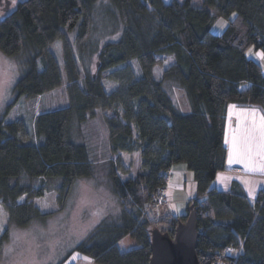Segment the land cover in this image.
Here are the masks:
<instances>
[{
  "label": "trees",
  "instance_id": "1",
  "mask_svg": "<svg viewBox=\"0 0 264 264\" xmlns=\"http://www.w3.org/2000/svg\"><path fill=\"white\" fill-rule=\"evenodd\" d=\"M111 1L122 26L98 53L104 77L81 75L65 35V28L75 29L78 46L87 38L96 0H21L0 19V51L27 54L14 102L0 115V202L10 224L20 228L45 219L35 198L50 190L65 198L76 180L93 177L91 154L73 140L71 125L100 110L111 113L104 118L111 154L139 152L141 169L123 178L111 161L108 173L122 216L103 218L74 252L96 264H148L150 229L171 235L193 209L200 264H264V190L251 201L237 184L230 191L211 188L227 168L230 106L264 111L263 69L247 56L251 48L264 51V0ZM221 18L227 24L215 34L212 27ZM55 41L62 42L61 67L50 52ZM160 55L174 59L162 80L153 74ZM103 79L116 87L108 90ZM164 82L173 84L175 99ZM63 84L68 106L37 114L29 126L5 120L20 98L34 99ZM178 163L196 183L188 213L146 216V208L157 204L158 187L168 184L162 172ZM127 236L137 246L121 251L118 243Z\"/></svg>",
  "mask_w": 264,
  "mask_h": 264
},
{
  "label": "rangeland",
  "instance_id": "2",
  "mask_svg": "<svg viewBox=\"0 0 264 264\" xmlns=\"http://www.w3.org/2000/svg\"><path fill=\"white\" fill-rule=\"evenodd\" d=\"M16 6L17 2L10 11ZM91 12L92 27L87 33V38L79 46L75 44V29L68 30L65 28V35L69 45L73 48L72 53L79 62L81 75L96 76L100 73L103 76L106 72H99L98 53L108 41L117 39L122 22L119 20L118 11L111 0H96ZM6 15L0 12V19ZM221 22H223V26H220ZM226 24L227 20L223 18L217 20L212 27L213 32L215 34L223 32ZM61 45L62 42L60 41H55L50 45V52L56 57L60 67L63 58ZM260 53H264V51L251 48L247 56L255 59L261 65L264 74V58L258 55ZM26 61L27 54L24 52L18 56L9 57L0 51V115L8 104L14 102L16 94L13 87L17 79L24 73ZM172 65H174L173 57L157 56V64L153 67L154 77L162 80L164 71ZM103 81L108 90L116 87L114 82H108L106 79ZM164 84L169 94L175 99L173 84L165 82ZM247 87L246 85L241 86L242 89ZM68 93V88L63 84L57 87V90L37 96L34 99L20 98L10 109L5 120L21 123L24 121L29 126L37 114L68 106ZM232 112L233 110L230 108L228 123L233 117ZM108 116H111L110 112L97 110L94 115L85 117L84 121L79 122L73 119L71 125L73 140L87 145L91 154L94 174L91 178L82 177L76 180L65 198L59 196L54 190L46 191L40 198H35L33 201L37 208L42 213L48 214L45 219L33 220L29 226L18 228L10 224L7 213L0 202V264H96L92 259L74 252V248L86 239L90 231L103 218L116 221L122 216L123 204H121L117 194H114L108 173L111 161L114 160L123 178L135 176L141 169L139 152L133 154L121 152L112 155L109 151L108 132L104 119ZM253 132L248 133L246 131L239 135L242 147L234 145V138H229L231 158L241 161L252 159L259 161L260 155L253 154L251 156L249 154L248 144L256 140ZM28 136L27 133L24 139L27 140L26 137ZM177 176L178 174L175 172L174 177ZM212 187H214V181L211 184ZM181 193L175 194V204H177L178 195H180L179 198L181 197ZM20 200H24V197H21ZM165 205H168L167 202H160L155 207L149 206L145 210V215L148 216L149 214L154 219L158 218L157 216L161 213L168 216L172 215L173 213L167 212ZM169 206L166 207L169 209ZM187 209V203L180 202L177 216L188 213ZM166 215L164 216L167 217ZM6 232H8L7 239H2ZM136 246L137 243L131 236L123 238L118 243L121 251H127ZM217 264L227 263L219 261Z\"/></svg>",
  "mask_w": 264,
  "mask_h": 264
},
{
  "label": "crops",
  "instance_id": "3",
  "mask_svg": "<svg viewBox=\"0 0 264 264\" xmlns=\"http://www.w3.org/2000/svg\"><path fill=\"white\" fill-rule=\"evenodd\" d=\"M233 117L229 121L226 132L225 145L227 146V163L226 169L217 174L214 180V187L223 191H230L234 184L242 190L243 193L251 200H255V196L260 190H264V137L260 134V126L264 122V111L259 107H243L231 105ZM256 120V121H255ZM253 132L255 139L248 144L249 154L260 155L259 161L256 159L244 160L233 159L230 156L229 138H234V145L242 147L239 135L242 132ZM237 134V135H236ZM172 173L168 179L166 186L165 205L167 212H171L177 216L178 204L180 202L188 203L192 198L197 197L196 183L193 180V172L186 169L185 165L178 163L172 168ZM177 172L178 176L174 177ZM244 173L248 174L246 176ZM180 189V190H179ZM177 190L179 192L177 193ZM178 195L177 204L174 203L175 194ZM173 203V204H172ZM170 205V206H169ZM169 206V209L166 207ZM183 215V214H182ZM180 216V215H179Z\"/></svg>",
  "mask_w": 264,
  "mask_h": 264
},
{
  "label": "water",
  "instance_id": "4",
  "mask_svg": "<svg viewBox=\"0 0 264 264\" xmlns=\"http://www.w3.org/2000/svg\"><path fill=\"white\" fill-rule=\"evenodd\" d=\"M2 0H0V4ZM6 6L8 1L5 2ZM180 220L170 235L157 228L150 229V260L148 264H200L196 255L199 238L196 212Z\"/></svg>",
  "mask_w": 264,
  "mask_h": 264
},
{
  "label": "built area",
  "instance_id": "5",
  "mask_svg": "<svg viewBox=\"0 0 264 264\" xmlns=\"http://www.w3.org/2000/svg\"><path fill=\"white\" fill-rule=\"evenodd\" d=\"M164 175H166V177L167 178H169L170 177V175H171V171H168L167 173H165V172H162ZM166 186H160V187H158V189L156 190V192H157V194H156V198H155V203H160V202H165V200H166ZM231 251V247H228L227 248V252H230ZM219 257H221V256H219Z\"/></svg>",
  "mask_w": 264,
  "mask_h": 264
},
{
  "label": "flooded vegetation",
  "instance_id": "6",
  "mask_svg": "<svg viewBox=\"0 0 264 264\" xmlns=\"http://www.w3.org/2000/svg\"><path fill=\"white\" fill-rule=\"evenodd\" d=\"M6 1H8V5L9 6L5 5ZM18 2H21V0L17 1V3ZM12 6H13L12 0H2V3L0 4V12L8 14V13H10V9L12 8Z\"/></svg>",
  "mask_w": 264,
  "mask_h": 264
},
{
  "label": "snow or ice",
  "instance_id": "7",
  "mask_svg": "<svg viewBox=\"0 0 264 264\" xmlns=\"http://www.w3.org/2000/svg\"><path fill=\"white\" fill-rule=\"evenodd\" d=\"M16 2H17V0H12L13 5H15ZM233 15H235V13ZM220 26H223V22H221ZM258 55H260L261 58H264V53H260ZM259 131H260L261 136L264 137V122H262Z\"/></svg>",
  "mask_w": 264,
  "mask_h": 264
}]
</instances>
